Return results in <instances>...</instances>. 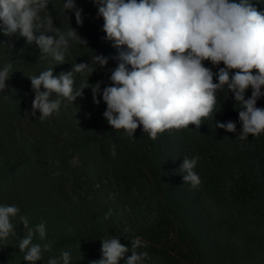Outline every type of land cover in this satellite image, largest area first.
<instances>
[{
	"label": "trees",
	"instance_id": "obj_1",
	"mask_svg": "<svg viewBox=\"0 0 264 264\" xmlns=\"http://www.w3.org/2000/svg\"><path fill=\"white\" fill-rule=\"evenodd\" d=\"M63 3L64 0H49L47 7L54 25L63 31L72 27L87 41V47L72 42L63 64L56 65L50 56L40 57L39 47L34 42L29 44L18 33L11 37L0 33V69L12 65L7 87L0 93V204L19 207L18 218H13L12 223L21 231L28 229L20 224V215L27 216L31 228L41 222L46 225L45 239L35 233L34 243L51 242V251L42 253L37 264H47L50 257L59 258L62 251L70 253V264H90L102 256L101 240L113 236L128 247L134 237H141L148 247L138 251H146L150 256L144 264L206 263L212 238L206 224L195 217L196 201L201 194L214 198L227 194L231 204L242 209L240 217H245L242 221L246 226L264 228V133L257 137L249 135L243 141L237 138L242 124L234 94L227 88L219 93L213 113L203 119L199 128L190 124L180 130H165L155 140L143 132L142 125L133 138L122 129L114 130L103 116L107 105L102 90L111 84L110 70L117 67L116 57L121 49L105 38L104 19L92 0H76L77 8L83 9L82 26L76 23L73 11L65 12ZM250 3L264 12V0ZM44 15L41 14L42 18ZM95 54L107 57V65L97 66L89 78L87 74L75 75L76 87L87 78L89 84L102 82L100 103L94 105L84 127L69 128L70 118L65 113H53L43 121L38 118V110L31 116L35 93L28 77L51 67L53 74L59 75L70 71L76 62L90 63ZM204 65L213 72L225 67L222 62L213 66L204 61ZM214 82H218L215 77ZM251 92L249 87L246 98ZM85 93L92 95L91 88ZM64 105L66 99L59 111ZM257 107L264 108V97L257 101ZM228 121L236 123V132L216 127L217 122ZM22 135L31 145L30 152L23 148ZM112 144L116 145L115 157L110 154ZM196 155L200 159L194 171L201 184L193 188L184 183V173L179 169L184 157ZM104 181L146 194L153 217L128 229L106 222L109 210H103V204L100 210L99 202L88 203L82 198V191ZM71 197L81 200L80 213L66 211ZM236 222L233 220V224ZM51 225L58 228L50 231ZM24 255L20 251L3 256L0 264H28Z\"/></svg>",
	"mask_w": 264,
	"mask_h": 264
},
{
	"label": "clouds",
	"instance_id": "obj_2",
	"mask_svg": "<svg viewBox=\"0 0 264 264\" xmlns=\"http://www.w3.org/2000/svg\"><path fill=\"white\" fill-rule=\"evenodd\" d=\"M92 2L104 19L105 38L121 49L116 57L117 67L110 70L111 84L102 90L107 105L103 116L114 130L122 129L133 138L142 125L143 132L155 140L165 130H180L190 124L199 128L203 119L213 113L218 94L227 88L234 94L235 104L240 105L237 111L242 131L237 138L243 141L249 135L264 133V108L257 107V101L264 97V12L253 7L250 0ZM48 4L49 0H0V33L8 37L18 33L39 47L40 57L50 56L56 65L63 64L72 42L87 47V41L72 27L63 31L55 26ZM63 8L65 12L73 11L76 23L82 26L83 9L77 8L76 0H64ZM42 13L46 14L43 18ZM90 60L76 62L70 71L59 75H54L51 67L28 77L35 93L31 116L38 110V118L43 121L58 114L64 99L74 102L86 88H91L93 102L98 105L102 82L89 84L88 78L97 66L105 67L108 58L95 54ZM204 61L213 66L222 62L225 67L213 72ZM11 69L10 63L0 69V93L7 87ZM76 74L88 77L78 87ZM214 77L218 82H214ZM249 87L251 96L246 98ZM216 127L237 131L233 121L217 122ZM110 154L116 156L115 144ZM199 159V155L184 157L179 169L184 173V183L193 188L201 184L194 171ZM19 213L15 205L0 204V244L16 235L12 219ZM109 215L111 211L105 219ZM19 220L28 233L19 239L18 249L25 253L28 264H37L42 253L51 251V242L33 243L35 233L45 239L46 225L41 222L30 228L25 216H19ZM130 244L131 247L125 246L115 236L102 239V256L90 264H120L121 260L124 264H144L150 259L148 252L138 251L148 247L141 237H134ZM47 264H70V253L62 251L59 258L50 257Z\"/></svg>",
	"mask_w": 264,
	"mask_h": 264
},
{
	"label": "rangeland",
	"instance_id": "obj_3",
	"mask_svg": "<svg viewBox=\"0 0 264 264\" xmlns=\"http://www.w3.org/2000/svg\"><path fill=\"white\" fill-rule=\"evenodd\" d=\"M87 89H84L83 96L77 97L74 102L66 100V105L63 106L65 108L58 113H65L66 116H69V128L74 127L79 130L88 122L87 117L95 104L92 95H86ZM25 138L26 136L22 135L23 148L26 152H30L31 145ZM1 162L2 157H0V168L2 166ZM90 190L87 192L82 191L83 200L89 201L88 203L95 202L97 204L99 202L101 204L100 210H102L103 204V210L111 211L110 218L105 221L109 224L113 223L118 228L128 229L130 226L151 219L154 215L153 210L150 208L148 196L137 192L135 189L131 190L113 181H104ZM69 199L66 211L72 214H77L78 211L80 213L81 207L78 206L81 200L77 197ZM196 202L195 217L198 221L206 224L212 238V247L209 249L208 256L209 261L201 264H264V228L246 226L242 221L245 217H240L242 214H240V210L242 209H236L231 204L227 194L216 198L201 194ZM25 217L27 218V216ZM233 220L237 222L233 224ZM88 226H91V223ZM29 227L31 228L30 222ZM57 228L58 226L51 225L50 231ZM62 231H64L63 227L61 228ZM69 232H72V230L69 229ZM15 233L16 235H10L7 240L0 244V259L3 256L8 257L10 254L20 252L18 249L19 239L27 236L28 230L21 231L15 228ZM54 234H56L55 231ZM35 241L33 237V243Z\"/></svg>",
	"mask_w": 264,
	"mask_h": 264
}]
</instances>
